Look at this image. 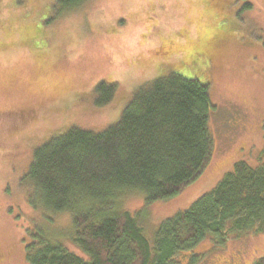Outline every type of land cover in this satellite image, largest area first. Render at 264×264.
<instances>
[{
	"label": "rangeland",
	"instance_id": "obj_1",
	"mask_svg": "<svg viewBox=\"0 0 264 264\" xmlns=\"http://www.w3.org/2000/svg\"><path fill=\"white\" fill-rule=\"evenodd\" d=\"M218 1L84 0L56 15L49 5L0 0V264H23L33 226L68 231L67 213L49 219L26 200L22 176L33 149L69 125L111 124L135 88L169 71L207 85L213 149L175 196L149 204L136 193L122 196L150 242L161 221L210 190L234 160L262 157L264 0ZM100 80L115 94L97 106L92 90ZM196 250L195 264H253L264 255V231L204 239Z\"/></svg>",
	"mask_w": 264,
	"mask_h": 264
},
{
	"label": "trees",
	"instance_id": "obj_2",
	"mask_svg": "<svg viewBox=\"0 0 264 264\" xmlns=\"http://www.w3.org/2000/svg\"><path fill=\"white\" fill-rule=\"evenodd\" d=\"M28 1L58 15L84 0ZM92 91L101 106L115 85L100 80ZM210 108L206 84L169 71L135 88L104 128L69 125L37 145L22 176L26 200L49 219L67 213L68 231L33 226L23 264H195L204 239L264 231V145L256 163L234 160L210 190L161 221L151 242L141 215L121 204L127 193L145 204L169 199L200 175L213 149Z\"/></svg>",
	"mask_w": 264,
	"mask_h": 264
}]
</instances>
